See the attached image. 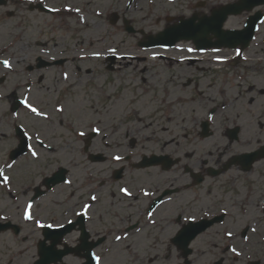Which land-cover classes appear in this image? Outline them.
Returning <instances> with one entry per match:
<instances>
[{
    "label": "flooded vegetation",
    "instance_id": "flooded-vegetation-1",
    "mask_svg": "<svg viewBox=\"0 0 264 264\" xmlns=\"http://www.w3.org/2000/svg\"><path fill=\"white\" fill-rule=\"evenodd\" d=\"M78 2L0 0V137H9L7 134L14 132L12 106L23 93L41 92L43 98L47 96L51 101L50 111L55 110L62 92V70L69 64V54L76 51L73 49L68 53L61 44L51 43L53 41L46 38V27L52 28V36L53 27L59 25L64 16L74 17L76 23L79 18L69 9L76 7L72 4ZM127 2L129 4L123 8ZM230 2L102 0L109 11H116V26L125 27V21H128V26L135 28L133 35L142 32L135 20L137 8L148 10L147 15L154 16L156 24H163L165 28L182 18L211 15L214 9ZM81 4L87 14L93 15L87 9L92 2ZM62 53L67 58H62ZM262 53L243 52L239 57L223 50L214 55L226 59L223 64L214 63L212 57L186 63L189 66L202 64L195 69L198 82L193 77L199 91L209 82L207 78L210 79L209 87L213 81L220 85L215 95L199 92L201 113L205 112L206 117L200 121L196 133L201 145L211 144V147L204 151V146V152L196 162L187 161L188 153L182 152L185 150L183 144L187 143H178L172 152L165 153L169 146L165 145L159 152L125 154L121 162L112 163L109 150L93 152L94 148H108L110 142L105 144L100 140L102 143H99L97 138L89 139V135L83 138L85 152L89 144V161V154L105 158L103 162L90 163L108 165L104 175H99L103 178L93 175L82 181V186L73 191L70 200L57 206L60 211L53 216L59 217L60 221L65 219L60 223L53 220L54 227L75 225L66 242L82 252L71 258L81 261L80 264H98L97 256L100 257L99 264H110L122 257L127 259V264H264ZM4 60L9 61L10 68L4 66ZM62 60H65L64 66L56 65ZM243 101H246L245 108H241ZM59 102L64 101L60 99ZM261 103L262 107L258 106ZM254 105L258 106L256 111ZM170 115L175 118L177 111H171ZM247 122L253 123L251 136L247 135ZM141 132L138 131L139 135ZM104 133L115 139L124 133L122 138L129 139V134L137 131ZM139 135L128 142L133 151L138 148L136 138ZM121 143L118 139L117 146ZM154 156L162 161L142 167L145 157ZM110 166L114 168L111 170ZM120 169L123 172L118 178L116 171ZM130 173L137 177L129 178ZM123 188L132 195H125L121 191ZM145 192L149 194L145 195ZM92 196L97 199L92 200ZM117 236L122 238L117 240ZM85 243L87 249L83 251ZM187 248L191 251L189 257L182 251ZM231 248L242 255L235 256Z\"/></svg>",
    "mask_w": 264,
    "mask_h": 264
},
{
    "label": "rangeland",
    "instance_id": "rangeland-1",
    "mask_svg": "<svg viewBox=\"0 0 264 264\" xmlns=\"http://www.w3.org/2000/svg\"><path fill=\"white\" fill-rule=\"evenodd\" d=\"M79 1L78 4L72 5L80 6L82 11L84 8L81 3L92 2L87 9L91 10L93 15L87 14L86 10L83 11L86 20L88 19L87 23L81 25L75 23L74 17L64 16L61 23L53 27L52 36L50 35L52 28L46 27V38L52 40L53 44H61V48L67 49L68 53L73 49L76 51L79 45H87L89 48L91 46L94 54L104 52L103 60L89 59L82 64L74 61L71 63V68L67 67L70 77L69 88L62 85L64 89L61 98H64V90H67L69 95L63 106L64 110L66 109L64 117L67 122L75 121L74 129L68 130L65 125L59 127L57 118L52 122L57 125L58 129H52L50 124L27 114L26 111L21 114L19 122L29 127L31 132H40L42 138L44 137L46 142L51 143L49 145H55L57 150L53 153L39 151L35 158L28 155L19 160L11 170L13 194L10 197L0 191V215L11 217L17 224H21V216H23L27 201L33 195L34 188L40 185L46 176H51L53 172H56L60 166L67 168L71 177L78 182H82V178L88 172L104 175L108 164L92 165L84 152V142L76 139L71 131H90L92 127H95L104 131L113 130L126 133L136 129L137 133L129 134V139L122 138L124 133L120 137L116 136L122 141L119 147L117 146L118 139L111 138L109 140L111 145L108 148L93 149V152L107 149L110 156L113 154L123 157L130 150L128 144L130 138L139 135V130L142 132L136 138L138 148L135 149V154L159 152V149L165 145H169L164 151L168 153L172 152L178 143H187V145L183 144L185 150L182 152L188 153L187 161L196 162L200 154L211 147V144L201 145L196 133L199 131L200 121L206 117L205 112L201 113L199 92L215 95L220 85L213 81L212 86L209 87L210 79L207 78L209 82L203 89L200 91L197 89L193 77L198 82V73L195 69L202 67V64L186 65L184 57L187 55L183 53L174 51L163 53L166 57L162 59L159 57L160 51L141 50L138 42L142 40V35H129L124 31L123 25L113 27L108 18L100 20L94 16L96 10L104 12V16L105 13L110 16L112 10L109 12L107 3H102V0ZM178 9L182 11L180 7ZM262 10L264 11V8ZM147 13L146 9L137 10L134 13L137 27H143L147 34L161 31L164 28L163 24H156L155 17H149ZM243 22V17H238L230 20L226 27L241 28ZM111 49H115L119 57L113 72L107 70L108 62L105 60L106 54L113 53ZM254 51L264 54V22L259 30L256 43L250 49V52ZM69 56L72 58V54ZM75 65L82 68L81 73L72 69ZM31 101L43 105L45 112L56 116L53 111H50L52 108L50 99L43 98L41 93L32 92ZM241 104V108L246 107V101ZM258 106L262 107V103ZM258 106L254 105V111L258 109ZM175 110L177 115L174 118L170 113ZM253 130V123L247 122V135L251 136ZM8 136L0 137V169L6 166L10 150L17 146L15 137L10 134ZM96 141L102 143L100 139ZM203 147L204 151H202ZM109 168L112 170L114 166ZM135 177H137L136 174L135 176L129 174V178ZM69 192V190L66 191L67 194ZM55 198L54 194L47 196L39 205L37 204L35 211L44 221L64 222L65 219L60 221L59 217H52L56 209L51 207V204ZM58 212L57 210L56 213ZM1 220L0 216V223ZM12 235L9 231L0 234V264H34L38 259L37 245L42 239L41 232L38 231L36 225L31 224L25 227L21 237L15 238ZM67 261L69 264H80L81 262L71 257ZM110 264H127V259L122 257L119 260L118 258Z\"/></svg>",
    "mask_w": 264,
    "mask_h": 264
},
{
    "label": "water",
    "instance_id": "water-1",
    "mask_svg": "<svg viewBox=\"0 0 264 264\" xmlns=\"http://www.w3.org/2000/svg\"><path fill=\"white\" fill-rule=\"evenodd\" d=\"M264 4V0H240L237 4L227 6L222 8L220 11L216 12L214 16L210 19H205L204 22H201L200 26L194 25L195 20L190 21H182L178 26L169 28L163 34L159 35L157 38H151V41L146 44L148 47H156V46H174L181 39H194L197 44L198 39L197 35L193 37H189L193 34H198V30L200 29V33L202 31L203 39L199 42H202L207 47L213 46L210 42L205 41V39L213 34L218 38V42L216 45L236 48L241 45L243 48H247L249 46L250 41L253 39L254 33L256 31V27L258 22L262 19L260 16H254L245 26L243 31H223V24L226 18L229 15H237L242 13L244 10L251 11L255 6ZM205 41V42H204ZM54 250V246L52 248ZM49 249L43 248L41 250V255L43 257V261L45 257L47 259H52V255L56 254L53 251H49L48 254L43 256ZM49 257V258H48ZM54 257V256H53ZM55 262V260H48L47 262L39 261L37 264H50Z\"/></svg>",
    "mask_w": 264,
    "mask_h": 264
},
{
    "label": "snow or ice",
    "instance_id": "snow-or-ice-1",
    "mask_svg": "<svg viewBox=\"0 0 264 264\" xmlns=\"http://www.w3.org/2000/svg\"><path fill=\"white\" fill-rule=\"evenodd\" d=\"M111 51L115 52L116 50H115V49H111ZM187 51L192 52V51H195V49H191V48H189V49H187ZM213 51H219V49H213ZM236 54H237V55H240V50H239V49L236 50ZM95 55L98 56L99 53H96ZM217 59H222V58L217 57ZM3 64H4L5 67H9V68L11 67V64L9 63L8 60H4V61H3ZM65 78H67L66 75H65ZM24 103H25V105L30 109L31 112L36 113L37 115H42V113H40L35 107H33L31 104H28V102H27L26 100L24 101ZM58 111H63V109H58ZM94 131H97V132H98L99 129H94ZM84 134H85V133H83V132H80V133H79L80 136H83ZM32 155H33V156H36L37 154H36L35 151H33V152H32ZM113 159L116 160V161H120V160L123 159V157L120 156V155H115V156H113ZM0 176H3V172H2V170H0ZM3 179H4L5 182L8 181V177H7V176H3ZM69 183H70V182H69ZM121 191L124 192V194L127 195V196H131V195H132V193H130L126 188L121 189ZM144 194H145V195H148L149 193L145 192ZM91 199H92V200H96L97 197L92 196ZM31 207H32V205H31V203H29L28 206H27V210H26V212H25V216H24V218L27 219V220H31V219H32V215H31V212H30ZM86 207H87V206H86ZM85 214H86V213H85ZM37 226H38V227H44L45 225L40 224L39 222H37ZM47 227H52V225H48ZM253 231H255V229H253ZM228 235L231 236L232 233L229 232ZM121 238H122V237H120V236H117V237H116L117 240H120ZM231 252H232L235 256H237V257H239V256L242 255V253L239 252V251H237L235 248H231ZM95 259L97 260V262H98V264H99L100 257L97 256V257H95Z\"/></svg>",
    "mask_w": 264,
    "mask_h": 264
}]
</instances>
